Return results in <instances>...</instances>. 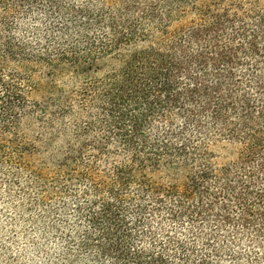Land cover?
Returning <instances> with one entry per match:
<instances>
[{
  "label": "trees",
  "instance_id": "obj_1",
  "mask_svg": "<svg viewBox=\"0 0 264 264\" xmlns=\"http://www.w3.org/2000/svg\"><path fill=\"white\" fill-rule=\"evenodd\" d=\"M75 2L0 0V168L60 264H264V0Z\"/></svg>",
  "mask_w": 264,
  "mask_h": 264
},
{
  "label": "rangeland",
  "instance_id": "obj_2",
  "mask_svg": "<svg viewBox=\"0 0 264 264\" xmlns=\"http://www.w3.org/2000/svg\"><path fill=\"white\" fill-rule=\"evenodd\" d=\"M84 1L76 0L75 3L82 4ZM94 1L99 4L111 1L110 4H113L118 0ZM3 6L0 4V19L5 15ZM6 13L12 22V37L28 48H33L37 42L43 43L41 36L45 32V21L36 10L30 9L27 4L17 6L9 3ZM2 33L0 21V34ZM8 167L3 165L0 168V264H60L59 257L63 256L65 246L60 239L61 235L55 233V229L49 232L53 228V222H48V218H45L43 207L37 210L30 207L28 195L21 192L19 186L8 176ZM67 216L70 217V214ZM68 223L70 227L72 222Z\"/></svg>",
  "mask_w": 264,
  "mask_h": 264
}]
</instances>
